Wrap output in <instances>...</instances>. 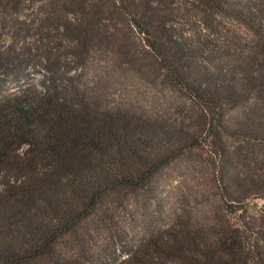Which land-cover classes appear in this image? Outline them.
I'll use <instances>...</instances> for the list:
<instances>
[{"label": "trees", "instance_id": "1", "mask_svg": "<svg viewBox=\"0 0 264 264\" xmlns=\"http://www.w3.org/2000/svg\"><path fill=\"white\" fill-rule=\"evenodd\" d=\"M96 50L191 107H109L81 73ZM184 158V206L147 227L134 213ZM261 202L264 0H0V264H264Z\"/></svg>", "mask_w": 264, "mask_h": 264}, {"label": "rangeland", "instance_id": "2", "mask_svg": "<svg viewBox=\"0 0 264 264\" xmlns=\"http://www.w3.org/2000/svg\"><path fill=\"white\" fill-rule=\"evenodd\" d=\"M96 51L93 60L81 73L86 75L85 78L92 94L100 97L109 107L121 106L135 116L170 124L179 122L182 108L191 107L185 95L169 84L155 79L156 73L152 67L148 66V62L146 69L138 68L127 65L125 60L118 56L115 57V54L104 52V50ZM141 52V50H136L138 54H142ZM40 78V75L31 73L27 82L37 86ZM11 88L12 86L7 83L4 89ZM193 178H195V173L189 160L184 158L174 163L165 169L158 179L157 201L149 204L146 209L138 210L134 215L149 228L169 224L172 214L184 206L180 200L184 201L181 197L188 192L187 188L193 183ZM144 200V197L140 198V204L147 206ZM259 204H264V202ZM125 215L130 217L128 213ZM123 220L126 221L125 218ZM128 221L132 223L133 219ZM132 236L138 242L140 232L134 229ZM107 244L110 250L114 248L112 241L105 240L101 243L105 248ZM115 253V256L118 255V250ZM122 259L119 257V260Z\"/></svg>", "mask_w": 264, "mask_h": 264}]
</instances>
